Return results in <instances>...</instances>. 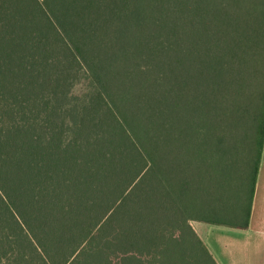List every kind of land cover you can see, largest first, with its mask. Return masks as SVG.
I'll list each match as a JSON object with an SVG mask.
<instances>
[{
    "label": "trees",
    "instance_id": "trees-1",
    "mask_svg": "<svg viewBox=\"0 0 264 264\" xmlns=\"http://www.w3.org/2000/svg\"><path fill=\"white\" fill-rule=\"evenodd\" d=\"M263 157L264 0H0V264H217Z\"/></svg>",
    "mask_w": 264,
    "mask_h": 264
},
{
    "label": "rangeland",
    "instance_id": "rangeland-1",
    "mask_svg": "<svg viewBox=\"0 0 264 264\" xmlns=\"http://www.w3.org/2000/svg\"><path fill=\"white\" fill-rule=\"evenodd\" d=\"M83 90L84 84L80 83L73 88L72 93L77 96ZM200 224L203 223L191 222L190 226L202 239L217 264H264V157L249 228L247 230L215 229L213 226ZM204 227L209 232L199 230ZM213 240L216 245L211 243Z\"/></svg>",
    "mask_w": 264,
    "mask_h": 264
},
{
    "label": "crops",
    "instance_id": "crops-1",
    "mask_svg": "<svg viewBox=\"0 0 264 264\" xmlns=\"http://www.w3.org/2000/svg\"><path fill=\"white\" fill-rule=\"evenodd\" d=\"M201 226H203L204 224H200ZM207 225V224H206ZM209 226H211V225H209ZM215 229H219V228H225V227H219V226H213ZM203 228V227H202ZM202 228H200L199 230L200 231H204V232H209V230L208 229H206V227H204V229H202ZM228 229V228H227ZM211 233H214L213 231H210ZM200 238V237H199ZM200 240L202 241V239L200 238ZM229 242V240L227 241V243ZM202 243H203V241H202ZM212 244H215V242H214V240L211 242ZM216 243H217V241H216ZM216 245V244H215ZM215 251H217V249L215 248ZM213 257V256H212Z\"/></svg>",
    "mask_w": 264,
    "mask_h": 264
}]
</instances>
